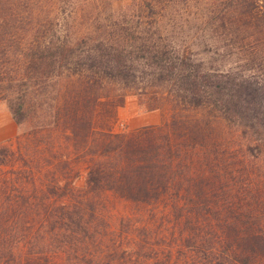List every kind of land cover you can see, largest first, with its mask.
Here are the masks:
<instances>
[{
    "label": "trees",
    "instance_id": "trees-1",
    "mask_svg": "<svg viewBox=\"0 0 264 264\" xmlns=\"http://www.w3.org/2000/svg\"><path fill=\"white\" fill-rule=\"evenodd\" d=\"M0 103V264H264V0H0Z\"/></svg>",
    "mask_w": 264,
    "mask_h": 264
},
{
    "label": "rangeland",
    "instance_id": "rangeland-1",
    "mask_svg": "<svg viewBox=\"0 0 264 264\" xmlns=\"http://www.w3.org/2000/svg\"><path fill=\"white\" fill-rule=\"evenodd\" d=\"M169 118L168 111L149 112L137 97L130 96L118 109L113 130L116 133H131L144 126H160ZM18 134L20 128L13 121L6 104L0 103V143L13 141Z\"/></svg>",
    "mask_w": 264,
    "mask_h": 264
}]
</instances>
